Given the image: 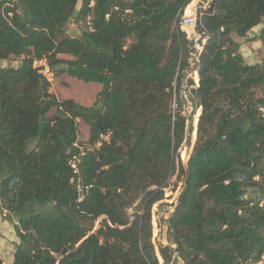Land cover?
Instances as JSON below:
<instances>
[{
  "label": "trees",
  "instance_id": "trees-1",
  "mask_svg": "<svg viewBox=\"0 0 264 264\" xmlns=\"http://www.w3.org/2000/svg\"><path fill=\"white\" fill-rule=\"evenodd\" d=\"M190 1L0 0V61L19 59L0 65V213L15 218L18 237L11 264H171L174 254L181 264H261L264 66L246 63L233 35L261 23L264 0H211L199 18L208 38L196 140L178 162L186 189L166 219L168 243L157 253L152 242V206L185 138L171 100L190 46L179 27ZM70 20L84 22L76 36L66 34ZM257 39L264 44V27ZM39 60L55 76L99 82L94 102L57 98Z\"/></svg>",
  "mask_w": 264,
  "mask_h": 264
},
{
  "label": "rangeland",
  "instance_id": "rangeland-1",
  "mask_svg": "<svg viewBox=\"0 0 264 264\" xmlns=\"http://www.w3.org/2000/svg\"><path fill=\"white\" fill-rule=\"evenodd\" d=\"M82 0H78L76 8H79ZM211 0H191L189 5L192 8L195 7L198 11L203 12L209 7ZM84 26V22H75L70 20L65 25L66 34L70 36H76L80 33L81 28ZM264 27V17L261 23L255 26L247 36L238 37L233 35V38L239 44V52L242 55L244 61L249 64L261 63L264 66V44L259 40L257 41V35L260 30ZM254 30V31H253ZM254 34V35H253ZM257 34V35H255ZM131 38L128 40V42ZM62 57H68L62 55ZM17 58H10L8 60H1L0 65H12L16 66L18 64ZM43 62H37L35 65L41 69V72H44ZM46 78L50 82V91L53 92L57 98H72L75 101L83 105H91L101 89V84L99 82L90 81L85 82L74 76L68 74H62L55 76L51 70L44 73ZM259 95H264V93L257 89ZM201 111V108H200ZM199 111V112H200ZM54 109L50 111L49 114H52ZM200 114V113H199ZM199 116V115H198ZM78 129L80 131L78 139L81 142H86L88 138V125L81 119L77 120ZM198 122V121H197ZM189 130L185 131V138L180 147L177 150L176 156V170L169 180L168 187L164 188V199L153 204L152 206V242L155 246L156 252L158 253V246L160 244H167V232H166V219L171 212V208L177 203L176 200L183 190V175H179V166L178 162L180 161L183 166H185L186 161L192 151L194 142L196 140V129L197 123L195 124V129L193 132L192 125L188 126ZM128 214L132 212V208H127ZM14 217L9 215L6 212L0 213V257L3 261V264H11L12 254L15 247L14 239L17 241V237L13 228ZM98 222L95 223V228L97 227ZM159 264H162L161 258H159ZM171 264H181L180 259L176 254L172 257ZM264 264V255L262 257V263Z\"/></svg>",
  "mask_w": 264,
  "mask_h": 264
},
{
  "label": "built area",
  "instance_id": "built-area-1",
  "mask_svg": "<svg viewBox=\"0 0 264 264\" xmlns=\"http://www.w3.org/2000/svg\"><path fill=\"white\" fill-rule=\"evenodd\" d=\"M202 14L203 12L198 11L193 6L189 8L188 4L179 18V27L185 33L186 38L190 42V46L187 57L185 58L186 65L183 69L176 71L172 82V117L173 119L175 115L184 117L185 131L189 130L188 126L192 125L193 132L195 129V118L201 108L196 102L194 91L199 85L200 59L208 38L206 30L202 25L199 26V18ZM37 62L42 63L39 60L35 61L34 64ZM43 66L44 72L42 73L44 74L49 69L45 62H43ZM176 204L171 208V212L174 210ZM170 246L171 248L175 247L172 243Z\"/></svg>",
  "mask_w": 264,
  "mask_h": 264
},
{
  "label": "water",
  "instance_id": "water-1",
  "mask_svg": "<svg viewBox=\"0 0 264 264\" xmlns=\"http://www.w3.org/2000/svg\"><path fill=\"white\" fill-rule=\"evenodd\" d=\"M185 189H186V188H183V190L180 192V194H179V196H178V198H177V203L180 202L181 197H182L183 193L185 192Z\"/></svg>",
  "mask_w": 264,
  "mask_h": 264
},
{
  "label": "crops",
  "instance_id": "crops-1",
  "mask_svg": "<svg viewBox=\"0 0 264 264\" xmlns=\"http://www.w3.org/2000/svg\"><path fill=\"white\" fill-rule=\"evenodd\" d=\"M189 6H190V5H189ZM253 31H254V30H253ZM253 35H254V34H253ZM255 35H257V34H255ZM254 43H255V44H256V43L259 44V43H260V42H259V39H257V41L254 40V41H253V44H254ZM261 43H262V42H261ZM16 237H17V236H16ZM13 241H14V244H16V243L18 242V237H17V241H16L15 239H14Z\"/></svg>",
  "mask_w": 264,
  "mask_h": 264
},
{
  "label": "bare ground",
  "instance_id": "bare-ground-1",
  "mask_svg": "<svg viewBox=\"0 0 264 264\" xmlns=\"http://www.w3.org/2000/svg\"><path fill=\"white\" fill-rule=\"evenodd\" d=\"M191 6V5H190ZM190 6H189V8H190ZM200 113V112H199ZM199 113L196 115V118H195V122H194V124H196L197 123V121H198V115H199Z\"/></svg>",
  "mask_w": 264,
  "mask_h": 264
}]
</instances>
